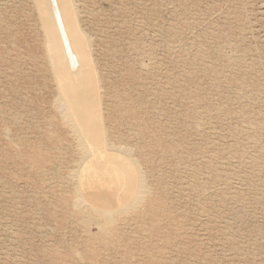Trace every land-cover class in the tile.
I'll return each mask as SVG.
<instances>
[{"label": "rangeland", "instance_id": "rangeland-1", "mask_svg": "<svg viewBox=\"0 0 264 264\" xmlns=\"http://www.w3.org/2000/svg\"><path fill=\"white\" fill-rule=\"evenodd\" d=\"M0 264H264V0H0Z\"/></svg>", "mask_w": 264, "mask_h": 264}, {"label": "bare ground", "instance_id": "bare-ground-1", "mask_svg": "<svg viewBox=\"0 0 264 264\" xmlns=\"http://www.w3.org/2000/svg\"><path fill=\"white\" fill-rule=\"evenodd\" d=\"M88 208V207H87ZM99 213H100V215H102L103 217H107L106 215H105V211L102 209V208H100L99 209ZM85 215H87V214H85ZM90 215V214H89ZM97 219V218H96Z\"/></svg>", "mask_w": 264, "mask_h": 264}]
</instances>
